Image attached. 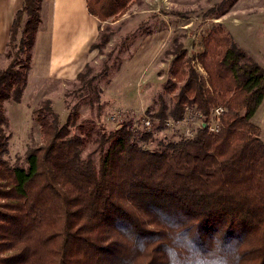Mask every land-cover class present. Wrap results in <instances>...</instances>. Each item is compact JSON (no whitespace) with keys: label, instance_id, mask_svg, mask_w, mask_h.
Masks as SVG:
<instances>
[{"label":"trees","instance_id":"trees-1","mask_svg":"<svg viewBox=\"0 0 264 264\" xmlns=\"http://www.w3.org/2000/svg\"><path fill=\"white\" fill-rule=\"evenodd\" d=\"M131 2L87 0V7L103 23L124 15ZM43 5L24 0L4 55L10 62L0 67V264H165L164 245L194 227L201 243L221 231L239 241L241 264H264V140L252 122L264 101V68L221 27L205 39L201 56L210 86L178 56L167 88L174 106L152 117L161 130L186 108L207 122L220 107L217 132L201 128L147 149L152 131H138L133 121L110 132L86 130L78 106L62 122L46 100L36 116L43 142L27 151L24 164L11 165L4 105L19 102L27 85ZM111 36L100 34L90 50ZM90 74L87 65L77 80L94 91L88 103L102 106ZM89 142L98 146L85 155Z\"/></svg>","mask_w":264,"mask_h":264},{"label":"rangeland","instance_id":"rangeland-1","mask_svg":"<svg viewBox=\"0 0 264 264\" xmlns=\"http://www.w3.org/2000/svg\"><path fill=\"white\" fill-rule=\"evenodd\" d=\"M9 2L0 0V14ZM100 24V34L107 32L112 36L109 43L92 51L87 65L91 67L88 78H93V86L102 91V106L88 103L89 98L95 99L94 91L88 93L77 79L27 82L21 100L7 101L4 105L6 159L11 165L24 164L27 151L43 142L36 116L46 100L52 102L62 122L78 106L81 113L78 125L86 130L95 125L110 132L120 129L125 121H133L138 131H152L153 140L141 143L147 149L188 138L186 131H198L205 122L195 109L185 111L179 121H165L161 130L157 129L159 118L152 117L163 105L167 112L174 106V95L167 88L172 63L178 56L185 55L184 60L189 59L196 72L205 78L207 87L210 86L201 56L206 49L205 39L214 28L221 27L264 68V0H132L124 15ZM98 41L99 38L94 43ZM6 51L7 48L1 53V68L10 62L4 57ZM147 119L152 120L150 129L145 126ZM252 122L261 128L264 140V101ZM211 126L216 125L210 123ZM73 131L79 133L77 128ZM97 146L89 142L85 155Z\"/></svg>","mask_w":264,"mask_h":264},{"label":"crops","instance_id":"crops-1","mask_svg":"<svg viewBox=\"0 0 264 264\" xmlns=\"http://www.w3.org/2000/svg\"><path fill=\"white\" fill-rule=\"evenodd\" d=\"M23 4L24 0H10L0 14V54L7 48L15 13ZM100 31V21L89 13L87 0H44L28 84L75 81L89 64L90 48Z\"/></svg>","mask_w":264,"mask_h":264},{"label":"clouds","instance_id":"clouds-1","mask_svg":"<svg viewBox=\"0 0 264 264\" xmlns=\"http://www.w3.org/2000/svg\"><path fill=\"white\" fill-rule=\"evenodd\" d=\"M139 246L145 248L143 242ZM162 253L165 264H241L242 260L238 240L226 239L224 233L218 231L211 234L206 243H201L197 227L180 240L170 239Z\"/></svg>","mask_w":264,"mask_h":264},{"label":"built area","instance_id":"built-area-1","mask_svg":"<svg viewBox=\"0 0 264 264\" xmlns=\"http://www.w3.org/2000/svg\"><path fill=\"white\" fill-rule=\"evenodd\" d=\"M190 110H192V109H191V108H186V111H190ZM195 110H196V109H195ZM222 112H223V109H222V108H220V107H219V108H215V109H214V114L212 115V117L210 118V120H208L207 122H206V121L203 122V124L200 125L199 129H201V128H209V130L217 132V131L219 130V117H220V115H221ZM196 114H197V116H198L200 119H205V117H204L199 111H196ZM209 121H211V122H209ZM210 123H214V125H216L215 128L212 127V126L209 127ZM145 126H146L148 129L151 128V126H152V121H151V119H147V120L145 121ZM199 129H198V130H199ZM197 132H198V131H195V132H192V131H186L185 134H186V137L188 136V138H190V137L195 136Z\"/></svg>","mask_w":264,"mask_h":264}]
</instances>
